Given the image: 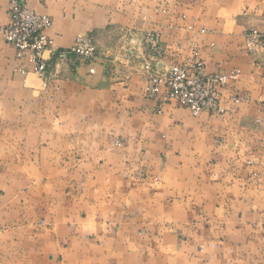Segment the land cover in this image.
<instances>
[{
	"label": "crops",
	"instance_id": "crops-1",
	"mask_svg": "<svg viewBox=\"0 0 264 264\" xmlns=\"http://www.w3.org/2000/svg\"><path fill=\"white\" fill-rule=\"evenodd\" d=\"M28 3L57 46L90 32L96 52L43 82L0 48V264H264V0ZM192 58L237 71L223 114L145 94Z\"/></svg>",
	"mask_w": 264,
	"mask_h": 264
},
{
	"label": "built area",
	"instance_id": "built-area-1",
	"mask_svg": "<svg viewBox=\"0 0 264 264\" xmlns=\"http://www.w3.org/2000/svg\"><path fill=\"white\" fill-rule=\"evenodd\" d=\"M29 0H9L7 9L8 22L0 25V48L8 44L15 49L19 59L31 62V69L19 68L23 74L32 72L43 82L49 78V64L63 61L71 56L91 59L95 56L96 43L91 34H80L74 37L66 47L57 46L47 34L52 20L47 14L34 10ZM42 1V0H40ZM147 39L151 46H156V38L149 34ZM264 42V28L254 29L247 38L251 49H256ZM45 52L49 58H45ZM236 72H209L202 60L192 58L184 64H170L162 70L151 73L145 86L149 97L163 93L162 101L174 99L179 105L189 109L196 116L202 111L223 114L226 107L221 101L222 90L235 78ZM239 101L238 96L232 97Z\"/></svg>",
	"mask_w": 264,
	"mask_h": 264
},
{
	"label": "rangeland",
	"instance_id": "rangeland-1",
	"mask_svg": "<svg viewBox=\"0 0 264 264\" xmlns=\"http://www.w3.org/2000/svg\"><path fill=\"white\" fill-rule=\"evenodd\" d=\"M49 17H50V16H49ZM80 34H91V35L95 38V35H94L93 33H90V32H79V33H77L75 36L80 35ZM149 34H152V33H148V34H147V37H146L147 39L151 38V37L149 36ZM152 35H153V34H152ZM75 36H74V37H75ZM153 36H154V35H153ZM154 37H155V36H154ZM155 38H156V37H155ZM156 40H157V39H156ZM156 42H157V41H156ZM74 57H77V56H74ZM78 58H81V57H78ZM81 59H84V60H85L86 58H81ZM91 59H92V58H91ZM91 59H90V60H91ZM87 60H89V59H87Z\"/></svg>",
	"mask_w": 264,
	"mask_h": 264
}]
</instances>
